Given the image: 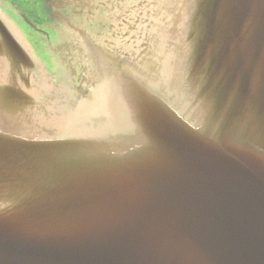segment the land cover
I'll return each mask as SVG.
<instances>
[{
    "label": "water",
    "instance_id": "1",
    "mask_svg": "<svg viewBox=\"0 0 264 264\" xmlns=\"http://www.w3.org/2000/svg\"><path fill=\"white\" fill-rule=\"evenodd\" d=\"M132 2L58 78L0 9V264H264V0Z\"/></svg>",
    "mask_w": 264,
    "mask_h": 264
},
{
    "label": "flooded vegetation",
    "instance_id": "2",
    "mask_svg": "<svg viewBox=\"0 0 264 264\" xmlns=\"http://www.w3.org/2000/svg\"><path fill=\"white\" fill-rule=\"evenodd\" d=\"M80 1V0H79ZM76 0H0V8L17 27L25 34L35 53L45 60V70L58 78L68 45L66 29L85 27L95 34L109 32L117 26V19L127 15H115V9L123 7L127 11L132 0H100L95 4H87ZM125 2V3H123ZM145 3H141V6ZM28 19L36 29L29 28L24 19ZM41 32H45L43 35ZM67 31V30H66ZM75 39L73 35L70 36ZM79 39H82L80 37ZM73 49V48H72ZM64 51L62 55L60 53ZM70 54V53H69ZM77 62L70 66L77 71Z\"/></svg>",
    "mask_w": 264,
    "mask_h": 264
}]
</instances>
